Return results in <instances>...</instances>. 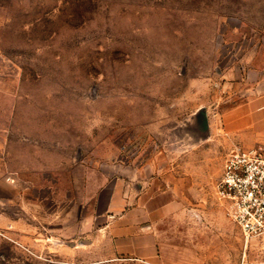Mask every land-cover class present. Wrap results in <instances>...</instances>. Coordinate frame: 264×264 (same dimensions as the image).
<instances>
[{
  "label": "rangeland",
  "instance_id": "1",
  "mask_svg": "<svg viewBox=\"0 0 264 264\" xmlns=\"http://www.w3.org/2000/svg\"><path fill=\"white\" fill-rule=\"evenodd\" d=\"M235 147L264 155V0H0V264H264L215 192ZM117 179L153 263L70 238Z\"/></svg>",
  "mask_w": 264,
  "mask_h": 264
},
{
  "label": "crops",
  "instance_id": "2",
  "mask_svg": "<svg viewBox=\"0 0 264 264\" xmlns=\"http://www.w3.org/2000/svg\"><path fill=\"white\" fill-rule=\"evenodd\" d=\"M105 190L104 187L99 190L92 216L89 217L86 210L70 238L77 239L78 246L106 242L112 256L153 263L157 258L159 241L151 225L144 218H138L141 201L132 196L120 179L114 181L103 202ZM77 245L72 246L77 248Z\"/></svg>",
  "mask_w": 264,
  "mask_h": 264
},
{
  "label": "built area",
  "instance_id": "3",
  "mask_svg": "<svg viewBox=\"0 0 264 264\" xmlns=\"http://www.w3.org/2000/svg\"><path fill=\"white\" fill-rule=\"evenodd\" d=\"M216 196L245 242L264 236V155L235 147L227 154Z\"/></svg>",
  "mask_w": 264,
  "mask_h": 264
}]
</instances>
